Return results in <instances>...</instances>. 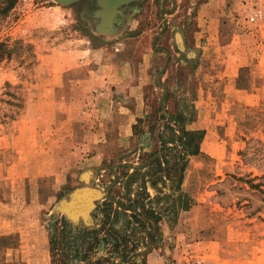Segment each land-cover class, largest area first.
<instances>
[{
	"label": "rangeland",
	"instance_id": "1",
	"mask_svg": "<svg viewBox=\"0 0 264 264\" xmlns=\"http://www.w3.org/2000/svg\"><path fill=\"white\" fill-rule=\"evenodd\" d=\"M95 9L88 1L19 0L0 14V264H48L56 221L100 229L104 204L118 202L108 220L118 242L100 231L106 242L92 255L101 264H264V0H134L96 35ZM82 39L129 64L130 85L143 86V115L124 145L105 138L96 150L76 151L75 140L64 141L75 154L66 158V182L53 189L40 178L39 158L16 155L13 122L31 116L30 86H47L44 56L73 51ZM142 53L146 69L137 72ZM178 113L184 129L203 131L183 171L180 206L177 192L164 198V172L148 165L163 154L159 140L178 135L166 129L180 126ZM78 190L98 198L73 219L67 211Z\"/></svg>",
	"mask_w": 264,
	"mask_h": 264
},
{
	"label": "crops",
	"instance_id": "2",
	"mask_svg": "<svg viewBox=\"0 0 264 264\" xmlns=\"http://www.w3.org/2000/svg\"><path fill=\"white\" fill-rule=\"evenodd\" d=\"M96 10L93 14L99 22L97 29H94L95 35L103 29L100 26L102 11ZM119 11L121 9L113 11L112 22ZM95 35L93 37H97ZM76 45L78 47L73 51L53 52L44 56L51 62V69L47 70L45 77L47 86L42 83L30 86L26 102L31 116L13 122L17 130L13 132L16 155L24 159L29 157L30 162L31 158H39L35 163L40 162L36 169L41 177H37H45V180H49L45 182H49V187L53 189L66 182L61 175L69 170L66 158L75 154L69 152V146L65 147L64 141L75 140L78 146L74 148L76 151H80V146L81 151L96 150L99 147L96 142L105 138L113 139L116 145H124L131 135L135 119L143 115V86L140 82L130 85L134 75L129 64L120 63L114 52L89 46L86 39L77 41ZM148 57L147 53H142L143 60L137 72L145 71ZM22 91L25 93L27 89L24 87ZM97 92L102 93L98 96ZM72 124H76L74 127L79 132L74 138L67 134ZM94 160L92 157L87 162L93 163ZM16 165L12 171H18ZM27 165L24 164L25 169L20 170L21 173L28 171Z\"/></svg>",
	"mask_w": 264,
	"mask_h": 264
},
{
	"label": "trees",
	"instance_id": "3",
	"mask_svg": "<svg viewBox=\"0 0 264 264\" xmlns=\"http://www.w3.org/2000/svg\"><path fill=\"white\" fill-rule=\"evenodd\" d=\"M18 1L19 0H1L0 14H5L12 10ZM173 118V122L175 121L177 124L180 123V126L174 130L173 127L168 125L166 129L171 134V138L175 137V133L178 135L174 140H159L163 154L161 157H154V154L151 155V160L148 165H154L164 172V175H162V182L170 183V192L164 194V198L167 199L172 197V193L177 192L179 198L176 201V204L180 206V183L183 171L188 158L195 156L198 153V146L203 137V131L184 129L182 127L183 116L180 113L174 115ZM161 165L165 167H161ZM151 173L153 174V172ZM148 183L151 188L155 189L152 180H148ZM123 199L129 201L128 198ZM134 203H137V201L132 202V204ZM118 205L117 208H113L110 203L104 204V219L100 229H80L73 231L63 219L56 221L50 228L51 232L47 235V250L49 252L48 264H71L75 261L83 264H101V261L105 262L104 259L92 260V255L95 247L100 241L106 242V236L108 238L115 236L114 240L115 242H118L115 231L112 230L108 222V220L112 221L110 217L113 216V218H115L118 215V209H120V205L122 204L118 202ZM184 207L185 204H183L182 208ZM172 208L175 209V204L172 205ZM126 218H131V216H126ZM100 231L104 232L103 234L105 237L103 240L98 238ZM113 248L115 249V247Z\"/></svg>",
	"mask_w": 264,
	"mask_h": 264
},
{
	"label": "water",
	"instance_id": "4",
	"mask_svg": "<svg viewBox=\"0 0 264 264\" xmlns=\"http://www.w3.org/2000/svg\"><path fill=\"white\" fill-rule=\"evenodd\" d=\"M57 3H59L60 5L63 6H67L73 3L78 2L79 0H55ZM98 5L100 6L101 3H98ZM112 15L113 12H111L107 17H102L101 20V25L103 27H111L112 24ZM107 32L108 30H105V28L98 30L97 32L100 33H104ZM98 198V194L95 191L92 190H78L73 192L72 196H71V203L68 209L69 211H67L70 215V218H75L76 214H78L79 212L81 213H85L90 209V202L93 199Z\"/></svg>",
	"mask_w": 264,
	"mask_h": 264
},
{
	"label": "flooded vegetation",
	"instance_id": "5",
	"mask_svg": "<svg viewBox=\"0 0 264 264\" xmlns=\"http://www.w3.org/2000/svg\"><path fill=\"white\" fill-rule=\"evenodd\" d=\"M93 2L94 6L97 7L98 3L101 5L97 8L96 11H102L104 17H107L111 12H115L116 9H119L121 6L128 4L134 0H88ZM116 14L115 19L118 17Z\"/></svg>",
	"mask_w": 264,
	"mask_h": 264
}]
</instances>
